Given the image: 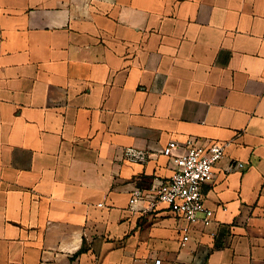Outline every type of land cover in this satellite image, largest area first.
<instances>
[{"label":"crops","instance_id":"1","mask_svg":"<svg viewBox=\"0 0 264 264\" xmlns=\"http://www.w3.org/2000/svg\"><path fill=\"white\" fill-rule=\"evenodd\" d=\"M172 140L229 143L187 244ZM157 258L264 264V0H0V264Z\"/></svg>","mask_w":264,"mask_h":264},{"label":"built area","instance_id":"2","mask_svg":"<svg viewBox=\"0 0 264 264\" xmlns=\"http://www.w3.org/2000/svg\"><path fill=\"white\" fill-rule=\"evenodd\" d=\"M228 142H211L201 144L188 142L184 150L177 154L176 141H169L164 147L163 153L170 156L175 164L172 175L164 181L152 186L149 194L136 187L130 192V204L138 205L146 197H149L151 206L165 204L184 223L180 226L181 243L191 241L192 233L197 226L211 227L215 221V210L205 203L203 186L213 176L215 166L227 153ZM128 155L132 160L143 159L141 152L128 148ZM242 162H231L230 169L242 168ZM102 206V203L99 204ZM226 208H224L225 210ZM215 230L210 231L211 236H216ZM144 264H150L144 261ZM153 264H162L161 259H155Z\"/></svg>","mask_w":264,"mask_h":264}]
</instances>
